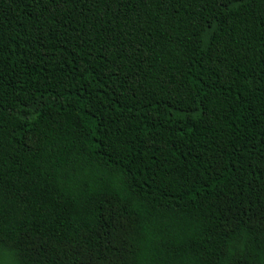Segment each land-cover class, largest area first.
Wrapping results in <instances>:
<instances>
[{
    "label": "trees",
    "instance_id": "obj_1",
    "mask_svg": "<svg viewBox=\"0 0 264 264\" xmlns=\"http://www.w3.org/2000/svg\"><path fill=\"white\" fill-rule=\"evenodd\" d=\"M0 264H264V0H0Z\"/></svg>",
    "mask_w": 264,
    "mask_h": 264
}]
</instances>
